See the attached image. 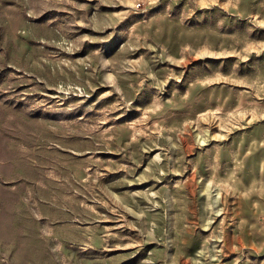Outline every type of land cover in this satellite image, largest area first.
<instances>
[{
    "label": "rangeland",
    "instance_id": "rangeland-1",
    "mask_svg": "<svg viewBox=\"0 0 264 264\" xmlns=\"http://www.w3.org/2000/svg\"><path fill=\"white\" fill-rule=\"evenodd\" d=\"M0 264H264V0H0Z\"/></svg>",
    "mask_w": 264,
    "mask_h": 264
}]
</instances>
